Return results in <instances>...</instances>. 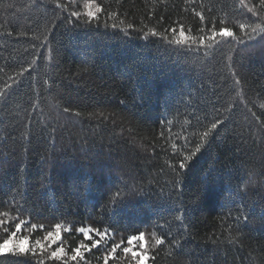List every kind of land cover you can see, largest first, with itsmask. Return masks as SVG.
<instances>
[{"label": "trees", "instance_id": "1", "mask_svg": "<svg viewBox=\"0 0 264 264\" xmlns=\"http://www.w3.org/2000/svg\"><path fill=\"white\" fill-rule=\"evenodd\" d=\"M88 2L0 0V242L35 248L0 264H136L141 232L146 264H264L261 0Z\"/></svg>", "mask_w": 264, "mask_h": 264}, {"label": "snow or ice", "instance_id": "2", "mask_svg": "<svg viewBox=\"0 0 264 264\" xmlns=\"http://www.w3.org/2000/svg\"><path fill=\"white\" fill-rule=\"evenodd\" d=\"M53 2L58 3V0H53ZM242 2H243V0H242ZM261 4L264 5V0H261ZM85 9H86V11L84 13V15L86 17L85 22H91L93 19L98 18V13L104 11V9L101 7L100 4L93 3L92 0H89V2L85 5ZM249 10L251 11L252 9H249ZM70 15L76 16L78 18L80 17V13H78V12H72ZM110 15H114V14H110ZM198 15L200 16V19L203 21L204 20L203 14H198ZM122 23H123V21H122ZM112 27L116 28L117 25L113 24ZM239 27L241 29H243L246 27V25L240 24ZM257 27L259 28V30L264 31V26L258 25ZM131 28H133V25L127 24L126 29H124V30L127 31V29H131ZM165 31L167 32L169 30H165ZM170 31L175 35L177 32V29L175 27H173L172 29H170ZM210 31H211V35L208 37L209 40H215L217 36H219L221 38H227V37H232L234 35L233 31L229 28H223L222 27L219 29V31H216L215 26H213V28ZM253 31L255 32L256 29H253ZM149 32L153 36L159 35L156 28L149 29ZM148 34L149 33H145L146 36ZM179 37H181V39L171 40V41H169V43L180 45L183 41H186L188 39L183 24H181L179 26ZM163 38L167 39L166 36H164ZM249 38L251 39V36ZM200 44L201 45L204 44V38L203 37L200 38ZM221 123H222V121H220V120H216L214 123H212L210 128L208 129V131L203 133L202 139L207 138V136L209 135V132L217 129V126ZM199 151H200V147H199V145H197L196 152H199ZM193 155H195V152H193L191 155H186L183 159H181L179 161V167L181 169H184L187 166V162L192 159ZM119 195H120L119 193L116 194L117 197H119ZM4 223L5 222L3 220H0V226H3ZM24 224H25V221L21 220L20 222L15 223L14 230L9 232V230L7 228L4 229L5 232L8 233V235H7L6 239H3L2 242H0V255H5L6 253L16 255V256L27 255L29 253H31L33 255L35 254V248H33L30 243L28 244V246H26V242L29 241V237L24 236L20 239H17V234L22 229V226ZM32 227L35 228L36 226L33 225ZM60 228H61V226L59 224L55 225L56 232H49L46 235L45 240H48L51 243H55V238L60 235ZM78 231L84 233L85 239L92 240V236L89 233L93 230H91V229L85 230L84 228H80V229H78ZM96 234L98 236H100L101 239H104L106 236V234L104 232L97 231ZM153 235H155V234H153ZM137 240L140 241L139 248L145 249L144 251L136 250V245L134 244V242ZM100 242H101V240H93L91 247H96L97 245L100 244ZM163 243H164L163 237L155 238V245H162ZM10 244H11V247H9ZM36 244L41 249H43L44 245L41 244V242L39 240L36 241ZM128 244L132 245V247H124L123 252L125 254L131 253L132 257H134V258L138 257V259L136 260V264H146V258H150V257H149L148 251L146 250L145 234L141 232L137 236H130L128 238ZM82 247L87 248V250H89V251L91 250V247H88L87 245H81L80 247H77L76 249L73 250L75 253L71 257V259L73 261H75L78 256L82 255V253H81ZM118 247H120V245L113 244V246L111 248V252L109 253V255L115 253ZM63 253H64L63 247H58V248H56V250L51 252V257L55 258V259H60L62 257ZM104 259H105V264H107L108 255H106ZM37 264H40V262H37Z\"/></svg>", "mask_w": 264, "mask_h": 264}]
</instances>
